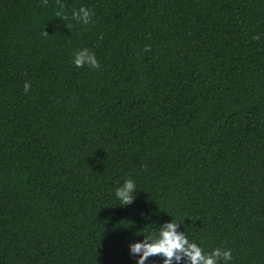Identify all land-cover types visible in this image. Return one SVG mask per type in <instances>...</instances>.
Segmentation results:
<instances>
[{"label": "trees", "instance_id": "trees-1", "mask_svg": "<svg viewBox=\"0 0 264 264\" xmlns=\"http://www.w3.org/2000/svg\"><path fill=\"white\" fill-rule=\"evenodd\" d=\"M172 220L264 264V0H0V264H136Z\"/></svg>", "mask_w": 264, "mask_h": 264}, {"label": "clouds", "instance_id": "clouds-1", "mask_svg": "<svg viewBox=\"0 0 264 264\" xmlns=\"http://www.w3.org/2000/svg\"><path fill=\"white\" fill-rule=\"evenodd\" d=\"M82 20L87 23L89 11L87 8H80L79 13ZM259 37H256L258 39ZM73 63L77 67L89 65L98 68L99 63L94 53L88 49H84L74 54ZM30 85L26 82L24 85L25 92L28 91ZM136 183L129 179L115 190L116 199L123 205H131L135 198ZM178 223L172 221L166 222L158 229V235L144 236V239L129 245V252L133 256H138L136 264H145V261L154 255L164 257L163 264H171L173 258L177 262L182 256L187 258L188 264H219L222 259L224 264H229L232 259L231 250L214 249L211 254H205L201 247L196 243L190 242L187 236L182 232H177Z\"/></svg>", "mask_w": 264, "mask_h": 264}]
</instances>
